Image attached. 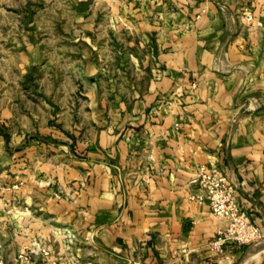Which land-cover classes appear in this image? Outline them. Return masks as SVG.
Instances as JSON below:
<instances>
[{
  "label": "crops",
  "instance_id": "crops-1",
  "mask_svg": "<svg viewBox=\"0 0 264 264\" xmlns=\"http://www.w3.org/2000/svg\"><path fill=\"white\" fill-rule=\"evenodd\" d=\"M69 1L38 27L0 9L3 191L52 247L29 264L231 262L243 246L209 249L225 219L191 179L220 167L264 228V0Z\"/></svg>",
  "mask_w": 264,
  "mask_h": 264
},
{
  "label": "built area",
  "instance_id": "built-area-1",
  "mask_svg": "<svg viewBox=\"0 0 264 264\" xmlns=\"http://www.w3.org/2000/svg\"><path fill=\"white\" fill-rule=\"evenodd\" d=\"M246 19L252 20V14L246 13ZM191 183L198 188L191 198L207 203L216 216L225 219V225L219 227L216 237L209 242L212 252L223 254L230 244L248 246L264 238V228L257 225L249 211L243 208L237 187L220 167L200 164ZM51 251V245L35 240L33 248L20 253L21 264H29L33 253L48 256Z\"/></svg>",
  "mask_w": 264,
  "mask_h": 264
},
{
  "label": "rangeland",
  "instance_id": "rangeland-1",
  "mask_svg": "<svg viewBox=\"0 0 264 264\" xmlns=\"http://www.w3.org/2000/svg\"><path fill=\"white\" fill-rule=\"evenodd\" d=\"M93 8L98 11L100 7V3L98 0H93L92 2ZM36 8L37 10V27L42 24V26L49 25L48 22L51 20V16L56 14V12L60 11H69L71 8V4L69 0H0V9H7L15 12V10H23L26 9L28 12L34 10ZM110 16L107 17V33L106 37L104 36L103 29L101 30V39L107 38V43L105 47V42L103 41L101 44L104 47L103 54L108 58H114V44L113 42L115 41V37L113 34L109 32V28H114L115 20L114 18ZM8 18H6L7 23L15 17H10L11 15L8 14ZM106 18V17H105ZM97 20L98 17H95ZM0 20H3L2 15H0ZM29 16L26 17V23H29ZM102 20V18H101ZM106 20V19H105ZM41 21V22H40ZM98 21V20H97ZM13 22V20H12ZM14 22H17V19H14ZM2 23V22H1ZM65 23V22H64ZM2 26V24H1ZM112 26V27H110ZM28 32V37L30 39H34V36L37 35L39 36V33H35L34 31ZM38 31V29H37ZM100 33V34H101ZM99 36V35H98ZM96 36V37H98ZM43 37H50L49 33L43 34ZM112 37V38H111ZM99 39V40H101ZM47 56L48 57H54L56 56L55 50L48 49L46 50ZM110 68L113 69L111 66ZM112 71V70H111ZM4 133V129L2 125L0 124V135ZM2 146H0L1 149ZM3 170L2 166L0 164V264H6V259L8 260L11 258V256H15L16 254L19 255L21 250L26 251L28 248L25 249L24 246L28 245L30 242L29 235L26 233V228H30L29 225H25L24 223L22 224L20 222V209L17 207H14V204L12 207L10 206L9 201L11 200L12 203L15 201H19V197L17 194H8L3 191V187L5 185V180H3ZM18 205V204H16ZM35 213V210H33ZM31 231L32 227H31ZM34 242V241H33ZM32 242V243H33ZM30 242V246L32 244ZM28 245V246H29ZM252 245V244H251ZM29 246V247H30ZM250 246V245H248ZM247 246V248H248ZM246 248V249H247ZM245 250H243L237 257L233 258L231 262L223 261L222 263L219 262H214L213 264H239L240 260L245 254ZM19 258V257H18ZM255 259L251 258L248 262L249 263H254L256 262L259 258H264V252L261 253L260 257H254ZM21 260V259H20Z\"/></svg>",
  "mask_w": 264,
  "mask_h": 264
},
{
  "label": "water",
  "instance_id": "water-1",
  "mask_svg": "<svg viewBox=\"0 0 264 264\" xmlns=\"http://www.w3.org/2000/svg\"><path fill=\"white\" fill-rule=\"evenodd\" d=\"M262 252H264V238L248 246L239 264H247L251 258L258 256Z\"/></svg>",
  "mask_w": 264,
  "mask_h": 264
},
{
  "label": "trees",
  "instance_id": "trees-1",
  "mask_svg": "<svg viewBox=\"0 0 264 264\" xmlns=\"http://www.w3.org/2000/svg\"><path fill=\"white\" fill-rule=\"evenodd\" d=\"M247 248V246H243V250H245Z\"/></svg>",
  "mask_w": 264,
  "mask_h": 264
},
{
  "label": "bare ground",
  "instance_id": "bare-ground-1",
  "mask_svg": "<svg viewBox=\"0 0 264 264\" xmlns=\"http://www.w3.org/2000/svg\"><path fill=\"white\" fill-rule=\"evenodd\" d=\"M258 257H260V256H258ZM253 259H255V258H253ZM260 259V258H259Z\"/></svg>",
  "mask_w": 264,
  "mask_h": 264
}]
</instances>
